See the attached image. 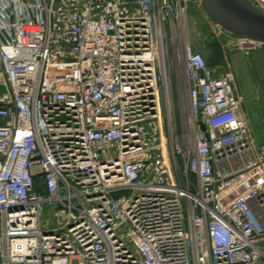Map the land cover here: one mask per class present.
<instances>
[{
  "label": "built area",
  "instance_id": "2783aa9c",
  "mask_svg": "<svg viewBox=\"0 0 264 264\" xmlns=\"http://www.w3.org/2000/svg\"><path fill=\"white\" fill-rule=\"evenodd\" d=\"M192 1L0 0V264H264V145Z\"/></svg>",
  "mask_w": 264,
  "mask_h": 264
},
{
  "label": "rangeland",
  "instance_id": "374dc122",
  "mask_svg": "<svg viewBox=\"0 0 264 264\" xmlns=\"http://www.w3.org/2000/svg\"><path fill=\"white\" fill-rule=\"evenodd\" d=\"M256 1L259 0H251V2L256 5ZM257 10L264 12V2L260 4V7L257 8ZM206 11L204 10L202 4L198 0H193L189 6L188 13H187V27L189 32V38L192 42V45L195 50L202 52L203 50H209L211 46L213 49H211V56L213 53H220L221 57V64H229L230 69L234 74V77L236 79L238 75L240 74V71H242L240 68H243V66L246 65V63H252V61H256V59H260V63L262 64V67H258V64H252L253 73L256 76V79H263L264 78V44L263 43H257L256 50H255V57H251V60L249 57H246L242 54H240L234 45L227 46L225 43V40H227V35H222L219 37L216 36V34L211 30L210 26L207 24L206 20L204 19V16L206 15ZM232 41H236V39L232 36H229ZM231 41V40H230ZM213 56L211 57V62L213 63ZM259 61V60H258ZM220 64V65H221ZM210 67H215V65L210 64ZM260 66V65H259ZM235 79V78H234ZM239 86H241V82L239 79ZM254 126V127H253ZM252 131H253V137L257 145H264V137L258 133V128L255 124H252ZM50 210V207L48 205L44 206V213L45 217L47 218V212Z\"/></svg>",
  "mask_w": 264,
  "mask_h": 264
},
{
  "label": "water",
  "instance_id": "95a60500",
  "mask_svg": "<svg viewBox=\"0 0 264 264\" xmlns=\"http://www.w3.org/2000/svg\"><path fill=\"white\" fill-rule=\"evenodd\" d=\"M210 18L226 32L264 44V12L257 10L250 0H201ZM243 49L255 48L245 43Z\"/></svg>",
  "mask_w": 264,
  "mask_h": 264
},
{
  "label": "flooded vegetation",
  "instance_id": "af4514ba",
  "mask_svg": "<svg viewBox=\"0 0 264 264\" xmlns=\"http://www.w3.org/2000/svg\"><path fill=\"white\" fill-rule=\"evenodd\" d=\"M256 48V46H255ZM249 85L246 90L244 86H239V79L235 77V85L237 92L242 97V109L244 110L251 130L253 124V114H259V117L262 119L264 124V78L256 79L253 69L249 67ZM253 133V131H252Z\"/></svg>",
  "mask_w": 264,
  "mask_h": 264
},
{
  "label": "crops",
  "instance_id": "0c3cea01",
  "mask_svg": "<svg viewBox=\"0 0 264 264\" xmlns=\"http://www.w3.org/2000/svg\"><path fill=\"white\" fill-rule=\"evenodd\" d=\"M255 50H256V48L249 50L248 56H246L242 51H238V52L240 54L246 56V57H249L250 60H251V57H255L256 58V56H254L255 55L254 54L255 53ZM211 52H213V51H211V49L205 50V51L203 50L202 51V53L204 54V56L206 57V59L209 62H210V58H211ZM213 55L216 56V52L213 53ZM217 57H220V55L217 56ZM219 60H221V59H218V61L216 63H214L215 66H218V65L221 64L222 61H219ZM256 60H257V62L254 61V60L253 61L258 64V67L259 68L262 67V64L260 63V59H256ZM253 61H252V63L251 62L250 63H246V65L243 66L244 69L243 68H240L242 71H240V74L238 75V77L240 79V82H241V85L244 86L246 90L248 89V85H249V83H248L249 82V71L248 70H249V67L252 68V66L255 64ZM232 74H233V72H232ZM233 77H234V74H233ZM253 124H255L257 126L258 133L264 137V124L262 123V119L259 117V114H256V113L253 114Z\"/></svg>",
  "mask_w": 264,
  "mask_h": 264
},
{
  "label": "trees",
  "instance_id": "16d2710c",
  "mask_svg": "<svg viewBox=\"0 0 264 264\" xmlns=\"http://www.w3.org/2000/svg\"><path fill=\"white\" fill-rule=\"evenodd\" d=\"M213 47H215V46H211V48H209V49H213V50H214ZM217 53H218V54H217ZM217 53H216V56L212 55L213 58H214V59H213V60H214L213 63H210L211 61L209 62V61L206 59V57H205V59H206V63H207L208 66H211L210 64L214 65V63H216V62L218 61V59H221V57H217V56L220 55V53H219V52H217ZM203 55H204V54H203ZM212 56H211V57H212ZM210 60H211V58H210ZM221 60H222V59H221ZM221 60H219V61H221Z\"/></svg>",
  "mask_w": 264,
  "mask_h": 264
}]
</instances>
